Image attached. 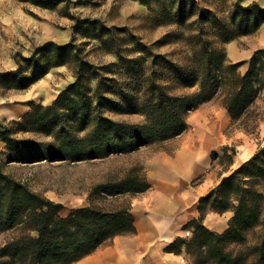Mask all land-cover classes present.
Instances as JSON below:
<instances>
[{"label":"trees","instance_id":"1","mask_svg":"<svg viewBox=\"0 0 264 264\" xmlns=\"http://www.w3.org/2000/svg\"><path fill=\"white\" fill-rule=\"evenodd\" d=\"M63 1L38 0V3L53 8ZM139 1L153 9L155 7L160 17L179 23L195 13L199 14L197 22L202 26L189 37L196 43L193 64L178 66L161 55L154 56L161 59L160 64L171 72L174 82L185 87L198 86L199 90L189 95H173L163 84L150 81V92L142 103L146 123H121L105 116L99 109L105 98L101 77L108 68L86 60L73 42L63 45L47 42L33 55L20 56L15 70L0 71V87L26 89L51 68L69 62L77 65L79 77L51 104L31 103V109L23 117L28 120V126L35 129H49L48 126L52 125L55 142L51 147L14 137L13 130L0 121V140L7 144L18 161L103 159L173 139L188 130L186 116L189 112L221 92H224V105L231 116L233 129L249 134L256 132L259 115L255 104L264 98V48L255 51L248 61L247 71L242 74L239 67L244 62L229 63L224 45L240 35L257 31L264 24V8L257 4H237L229 22H225L192 0ZM206 24L220 44L206 38ZM75 28L97 38L114 37L112 30L99 20L78 18ZM136 46L143 54L151 53L141 42ZM117 55L124 66L134 61L123 57L120 50H117ZM93 79H98L97 88L90 95L89 82ZM68 112L71 114L67 116ZM65 117L77 120L79 131L89 127L86 135L79 137L69 127L63 126L61 120ZM215 156L217 153L213 154V160ZM149 188L145 178L132 176L115 183L101 184L96 191L118 197L142 193ZM263 204L264 147L201 197L199 218L186 226L194 228L192 238H178L167 249L179 253L184 247L189 257L195 258L194 264H244V256L232 253L229 244L242 242L244 233L260 223ZM63 209L62 203L32 191L23 182L0 170V228L20 230L11 242L0 248V264H74L111 243L115 236L136 232L135 219L126 205L113 210L85 206L73 209L67 216L61 215ZM209 211L232 212L224 232L213 231L204 225ZM254 249L259 263L264 262V236Z\"/></svg>","mask_w":264,"mask_h":264},{"label":"rangeland","instance_id":"2","mask_svg":"<svg viewBox=\"0 0 264 264\" xmlns=\"http://www.w3.org/2000/svg\"><path fill=\"white\" fill-rule=\"evenodd\" d=\"M192 1L212 11L225 22H229L237 4L244 6L257 4L264 8V0ZM198 16L199 14L195 13L182 23L164 19L158 15L155 7L153 9L151 5L139 0H65L53 8L39 5L38 0H0V71L15 70L20 56L33 55L39 46L47 42L60 45L73 42L86 60L96 66L108 68L101 77L104 81L102 92L105 98L100 103V111L121 123L145 124L147 117L142 109V103L150 92V81L163 84L166 91L173 95H189L199 90L198 86L185 87L174 82L171 72L160 64L161 59L157 60L154 57L161 55L178 66L193 64L196 43L189 37L197 33L202 26L197 22ZM78 18L99 20L112 30L114 37L110 39L87 35L82 29L75 28ZM205 26L206 38L220 44L209 25ZM138 42L148 46L151 53L143 54L139 51L136 46ZM232 46H235V51L246 50L249 53L264 48V24L257 31L240 35L224 45L229 63L244 62L239 67V72L244 74L251 57L244 55L240 61H235L236 55ZM117 50H120L123 57L134 61L124 66L117 55ZM78 77L77 65L69 62L51 68L46 75L26 89L0 87V121L13 130L14 137L51 147L55 142V130L52 125L48 126L49 129H35L28 126V120L23 117L31 109V103L42 106L51 104ZM97 80L89 82L90 95H93L97 88ZM45 81L51 84L53 92L57 91L55 98L49 102L34 97L37 87ZM223 107L224 92H221L187 114L189 128L181 137L143 145L145 147H139L135 151L114 154L103 159L93 158L76 162L62 159L18 161L7 144L0 140V170L23 182L32 191L62 203L66 213L85 205L106 210L119 209L127 204L128 198L102 195L96 191V187L132 176L145 178L143 162L149 156L162 150L173 152L179 141L196 135V127L201 116L217 114L222 117ZM255 108L259 115L256 132L249 134L241 129H233L230 122L225 129L228 139L226 145L213 152L217 153V156L210 170L218 176L219 182L216 186L222 178L236 169L234 164L243 145L250 143L257 151L264 147L263 97L256 101ZM69 114L71 113L68 112L67 116ZM61 124L69 127L79 137H84L89 130L87 127L84 131H79V122L70 117L63 118ZM190 183L196 186L199 179ZM227 212L230 211L216 212L212 222L229 225ZM19 232L20 230L16 228H0V248L11 242ZM244 236L242 242L229 244V250L234 254L243 255L244 264H264L259 263V256L254 249L262 242L264 236V204L260 223L245 232ZM194 263L195 258L190 256V264Z\"/></svg>","mask_w":264,"mask_h":264},{"label":"crops","instance_id":"3","mask_svg":"<svg viewBox=\"0 0 264 264\" xmlns=\"http://www.w3.org/2000/svg\"><path fill=\"white\" fill-rule=\"evenodd\" d=\"M234 48L232 46L235 61H240L244 55L250 58L254 54L246 50L235 51ZM221 112L222 117L217 114L201 116L196 135L179 141L173 152L158 151L143 162L145 179L150 188L142 193L122 196L128 198L125 205L129 206L135 219L136 232L115 236L111 243L74 264H190L184 247L179 253L169 251L167 247L178 238L189 239L193 235L194 228L186 226L199 218L201 197L219 182L217 174L210 170L213 166L212 154L226 145L225 129L231 122L226 107L221 108ZM245 145L253 148L251 158L257 148L250 143ZM197 179L199 183L191 185L190 182ZM65 210L64 207L62 216L72 211L66 213ZM216 214L209 211L204 225L221 233L228 225L212 222ZM226 215L229 220L232 212Z\"/></svg>","mask_w":264,"mask_h":264},{"label":"bare ground","instance_id":"4","mask_svg":"<svg viewBox=\"0 0 264 264\" xmlns=\"http://www.w3.org/2000/svg\"><path fill=\"white\" fill-rule=\"evenodd\" d=\"M57 91L53 92L51 84L48 81L42 82L38 87L37 91L34 93L36 99H42L44 102H49L55 98ZM253 151V148L249 145H243L241 147V152L237 158L234 167H239L243 161L249 159Z\"/></svg>","mask_w":264,"mask_h":264}]
</instances>
